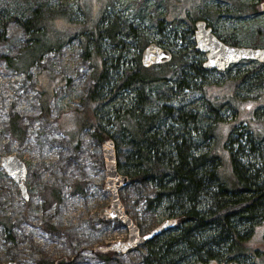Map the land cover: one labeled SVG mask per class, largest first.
I'll use <instances>...</instances> for the list:
<instances>
[{
	"label": "rangeland",
	"instance_id": "obj_1",
	"mask_svg": "<svg viewBox=\"0 0 264 264\" xmlns=\"http://www.w3.org/2000/svg\"><path fill=\"white\" fill-rule=\"evenodd\" d=\"M176 1L181 2L0 0V19L7 20L5 26L0 21V36L6 29L0 39V264L10 261L38 264L40 259L46 263L55 260V264H144L145 246L127 254L116 252V258L109 260L102 259L98 254L99 247L126 240L128 229L118 220L106 221L100 217V210L109 206L111 200V194L104 189L106 170L102 142L93 138V128L83 127L79 120L74 119L76 113L84 108L82 102L93 83L91 58L84 57L81 39L74 37L60 51L46 52L39 63L24 73L10 67L7 60L18 57L33 42L20 19L30 18L37 8L50 11L65 8L73 12L72 20L64 23L62 15L56 13L55 20L50 23V34L56 33L57 27H79L76 21L85 17L92 21L101 19L98 22L100 29L116 19L123 29L120 36L130 43L131 53L126 56L133 58L134 66L138 54L142 52L139 37L148 44L154 42L173 52H183L187 55L185 59L193 61L198 57L194 51V36L180 37L187 24L172 16L175 9L171 10L170 5ZM197 1V9L222 11L213 22L216 34H222V37L234 35L239 42L234 45L264 47V11L260 6L257 11L234 16V7L228 13L223 12L224 8L232 6V0ZM84 9V12L80 11ZM132 30L136 37L132 36ZM193 39L194 45H190ZM98 43L103 55L112 56L107 38H100ZM30 55L28 52L27 57ZM204 56V53L200 55L203 60ZM257 67V61L243 60L224 71L209 70L199 82L207 85L205 90L208 92L227 91V88L221 87L223 83L236 82L238 77ZM105 69L112 71L108 67ZM260 72L264 75V67L253 73ZM250 77L245 85L238 84L236 87L235 91L241 99L237 102V115L234 111L223 109L225 121L216 128V151L227 173L232 171L227 142L233 128L244 120H250V128L264 135L261 131L264 130V84L261 87L252 86ZM248 87L251 91L247 90ZM132 95L130 90H121L112 99L109 92L101 91L94 105L98 122L115 135L114 139L118 138V160L121 163L127 162L128 149L123 138L113 133L115 127L107 125V120L113 115L114 107L128 102ZM186 97L188 101L207 106L202 91L192 92ZM43 102L47 106V114L41 108ZM83 112L86 115V110ZM13 120L19 121L24 128V135L19 139L9 129ZM78 142V147H75ZM10 154L20 157L28 167L25 179L28 198L1 167V158ZM119 169L126 173V167L120 166ZM156 191V187L149 182H133L119 192L126 211L141 226L143 233L168 218L163 207H147L148 199L154 197ZM263 229L264 224L258 227L257 234Z\"/></svg>",
	"mask_w": 264,
	"mask_h": 264
},
{
	"label": "trees",
	"instance_id": "obj_2",
	"mask_svg": "<svg viewBox=\"0 0 264 264\" xmlns=\"http://www.w3.org/2000/svg\"><path fill=\"white\" fill-rule=\"evenodd\" d=\"M183 1L173 2L170 8L175 9L171 15L176 20L182 19L187 24L180 35L185 39L190 34L194 36L196 20L202 18L213 27L222 13L197 9V0H186L184 5ZM260 1L264 0H232V6L224 8L223 12L228 13L234 7L232 14L242 16L257 11L258 6L261 8ZM56 13L62 15L64 23L72 20L73 12L65 8L59 11L37 8L30 18L20 19L33 42L15 59L8 58L7 63L24 73L39 63L46 52H58L69 39L79 37L84 45V57L91 58L93 83L82 102L84 108L74 119L83 127L93 128L92 136L98 142L115 136L98 122L94 105L101 91L109 92L112 99L121 90H130L133 94L128 102L114 107L113 115L107 120V125L115 127L113 133L123 138L128 149L127 162L119 161V167H126L129 183L149 182L156 187V195L148 199L149 209L163 207L168 217H176L178 221L175 229L143 245L147 248L143 263L264 264V229L257 234L258 227L264 224V135L250 128V120L233 128L227 142L232 160L230 173L225 171L216 151V128L225 121L223 109L237 115V102L241 101L235 91L237 85H245L251 74L252 86L261 87L263 72H253L263 68L264 62L238 77V81L223 83L221 87L227 91L208 92L207 85L199 81L209 71L203 67L202 52L195 47L198 57L193 61L185 59L187 55L183 52H174L170 62L146 67L140 59L141 52L134 66L133 58L126 56L131 53L130 43L120 36L123 29L116 19L100 29L101 19L92 21L85 17L76 21L79 27H57L58 31L50 34V23L55 20ZM0 21L3 25L7 22L4 18ZM5 32L6 29L0 39ZM134 32L131 31L132 36L136 35ZM217 35L230 44H239L234 35ZM100 38L109 40L111 57L101 53ZM139 38L143 51L148 43ZM193 42L194 39L190 45H194ZM28 52L31 53L29 57ZM106 67L112 71H106ZM199 91L203 92L206 107L186 97ZM41 108L48 113L44 102ZM9 129L18 139L24 135L19 121L13 120ZM78 145L79 142L75 147ZM98 251L104 260L116 258L115 251ZM43 261L38 260V264H55V260Z\"/></svg>",
	"mask_w": 264,
	"mask_h": 264
},
{
	"label": "water",
	"instance_id": "obj_3",
	"mask_svg": "<svg viewBox=\"0 0 264 264\" xmlns=\"http://www.w3.org/2000/svg\"><path fill=\"white\" fill-rule=\"evenodd\" d=\"M264 11V1L261 3ZM195 48L204 53L203 67L206 70H226L230 66L243 60L264 62V47L241 46L226 43L214 31L207 21L200 18L195 21ZM174 52L156 43H149L142 51L141 61L143 66L160 65L173 59ZM102 152L106 169L104 189L111 194L110 205L100 210V217L106 221L118 220L128 229V238L118 240L107 247H99L101 251L112 250L120 254H127L139 246L145 245L157 236L168 233L176 228V217H168L149 232L143 233L139 224L126 211L121 200L120 190L128 186L129 175L119 169L117 143L113 138L102 142ZM2 166L19 184L23 195L28 198L27 187L24 180L28 169L26 164L16 155L5 156ZM4 264H17L10 261Z\"/></svg>",
	"mask_w": 264,
	"mask_h": 264
},
{
	"label": "snow or ice",
	"instance_id": "obj_4",
	"mask_svg": "<svg viewBox=\"0 0 264 264\" xmlns=\"http://www.w3.org/2000/svg\"><path fill=\"white\" fill-rule=\"evenodd\" d=\"M248 107H251V105H248ZM261 131H264V130H261Z\"/></svg>",
	"mask_w": 264,
	"mask_h": 264
}]
</instances>
